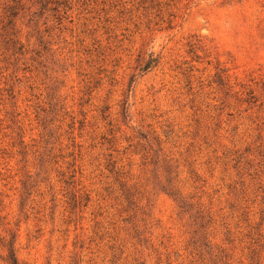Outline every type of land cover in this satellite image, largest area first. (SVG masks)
I'll list each match as a JSON object with an SVG mask.
<instances>
[{
  "label": "rangeland",
  "instance_id": "obj_1",
  "mask_svg": "<svg viewBox=\"0 0 264 264\" xmlns=\"http://www.w3.org/2000/svg\"><path fill=\"white\" fill-rule=\"evenodd\" d=\"M70 2L61 21L23 20L32 73L16 77L0 57V238L17 234L27 264H197L187 217L157 186L170 155L190 216L201 203L212 219V245L232 264H264V0ZM152 53L160 64L141 72ZM219 69L259 103L224 108ZM148 148L156 166L143 165ZM74 158L91 201L71 221ZM123 177L143 185L141 205L152 201L153 249L128 237Z\"/></svg>",
  "mask_w": 264,
  "mask_h": 264
},
{
  "label": "trees",
  "instance_id": "obj_2",
  "mask_svg": "<svg viewBox=\"0 0 264 264\" xmlns=\"http://www.w3.org/2000/svg\"><path fill=\"white\" fill-rule=\"evenodd\" d=\"M71 0H0V57L4 56V61L8 62L9 65L13 67V75L18 77V73L22 71L24 74L32 73L31 65L29 60H34L33 56L27 59L29 54H35L34 50L28 48V46L23 43L22 40V27L23 20L26 16L30 17L32 14L33 18H42L45 13H50L53 18L58 21L65 19L67 13L72 9ZM32 21V20H31ZM27 42L30 40L27 38ZM38 55V53H36ZM161 62L159 56H154L152 53L148 60H141L140 71L147 72L152 68L157 67ZM20 64L24 66L21 69ZM10 69L9 66L6 67V71ZM227 71L224 69H219L217 72V85L219 92L223 94L221 105L228 107V109L235 110L237 107L248 106L249 110L252 106H256L261 100V94H257L256 89L245 88L241 86V90H236V88L231 85L230 79L227 76ZM19 80V79H18ZM221 90V91H220ZM264 91V89H263ZM10 96L15 99V89L12 87L10 89ZM231 101H234L231 103ZM261 108L264 106V101L259 105ZM124 116L128 117V104L124 107ZM228 116H233V113H229ZM70 129H74V123L70 126ZM72 143H75V138H70ZM22 143H24V138ZM26 149V148H23ZM149 151L142 155L144 166H156L158 163L154 162L155 151L152 148H148ZM54 150V149H53ZM160 149L159 152H163ZM154 152V155H152ZM23 154H27L26 152ZM141 154V153H139ZM70 156H74V153ZM81 159V153H79ZM263 158L260 163L261 167L264 168V154H261ZM164 161L168 165L169 177L164 179V182H158L157 186L161 188L162 192L170 195L179 205L181 212L187 217L185 227L190 235L189 239V249L191 254L195 258L197 264H206L208 256L213 264H232L230 256L225 252V250H220L214 247L210 240V235L208 233L209 224H211L210 215L205 212L202 208L201 203H197V221L190 216L189 207L193 206L189 200L193 197H188L178 188V178L180 176L181 165L179 159L171 157L170 155H164ZM237 160V157L234 159ZM44 163V162H43ZM240 163V162H239ZM77 159L74 158L73 163H70L69 169H74L70 172L68 180L64 183L67 185V195L69 202L67 204L70 207L69 218L73 221V217H76L78 209L82 208L80 212H83V208H87L91 201V194L83 190L84 188L78 189L77 187L81 185V180L77 178L78 174L82 175L83 169L80 166H76ZM117 162H112L113 171L116 169ZM122 170V167H121ZM38 175V174H37ZM65 176V173L62 174ZM118 176L124 175L123 173L117 172ZM27 186L30 184L29 180L31 176L27 175ZM82 178V176H81ZM122 178V177H120ZM124 178V177H123ZM121 184V190L124 199L127 203V208L125 213L127 217L124 219L125 224H127V234L131 240H135L137 244L144 247L147 250L153 249V222L154 217L152 213L153 204L150 198H147V203L141 205L142 197H140L143 185L141 182L136 181L131 183L132 179L126 180ZM159 178H156L158 180ZM18 240V235L13 234L10 240H4L0 238V245L5 249L6 255L0 257L2 264H27L20 261L18 256V249L16 248ZM125 247V246H124ZM125 249L123 250V254ZM261 263V262H260ZM145 264V263H144ZM251 264H257L254 261Z\"/></svg>",
  "mask_w": 264,
  "mask_h": 264
}]
</instances>
